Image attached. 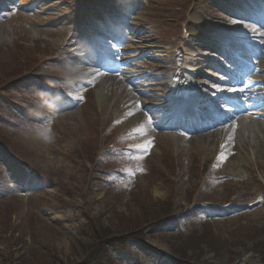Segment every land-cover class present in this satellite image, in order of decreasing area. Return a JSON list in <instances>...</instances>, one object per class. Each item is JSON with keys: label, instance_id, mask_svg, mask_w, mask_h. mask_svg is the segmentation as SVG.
<instances>
[{"label": "rangeland", "instance_id": "1", "mask_svg": "<svg viewBox=\"0 0 264 264\" xmlns=\"http://www.w3.org/2000/svg\"><path fill=\"white\" fill-rule=\"evenodd\" d=\"M106 76L123 91L104 81L109 103ZM164 92L235 116L160 126ZM219 244L264 264L244 249L264 255V0H0V264H230Z\"/></svg>", "mask_w": 264, "mask_h": 264}, {"label": "bare ground", "instance_id": "2", "mask_svg": "<svg viewBox=\"0 0 264 264\" xmlns=\"http://www.w3.org/2000/svg\"><path fill=\"white\" fill-rule=\"evenodd\" d=\"M126 19H128L130 16L128 13H126ZM110 27V26H109ZM112 27V26H111ZM111 31V30H110ZM247 39L248 40H241V44L247 49L254 52L258 53V47L260 45L259 43V37L260 34H256V35H248L247 34ZM248 45H246V44ZM145 47L141 48L144 49ZM256 53V54H257ZM233 54L235 55V59H241L242 57H244L245 61H247V63L249 64H253V58L249 59V61L246 59V57L244 56V54H242L241 52H237V51H233ZM90 55V54H89ZM255 55V54H253ZM95 56V55H94ZM93 56V57H94ZM89 62V61H87ZM130 64V61L128 59H122L121 61L118 60L117 63H113L112 65L116 66V67H124L126 65ZM94 66H96L94 64ZM97 67V66H96ZM123 69V68H122ZM192 70L191 67H187V70L185 68V71H189ZM85 75H88L87 79L88 80H95L93 78L99 79L102 77V75H104L105 73H102L101 70H97L95 67L93 68H88L84 70ZM187 77L191 80V82L193 84H196L197 81L193 80L190 78V75H187ZM235 79H237L238 77H234ZM109 79V80H108ZM104 81L109 83L110 85L114 86V89L117 93H123V91L121 90V86H119L118 84L115 83V78L111 77V76H106L105 80H101L98 82V87H99V94L101 95V99H103L104 101H106L107 103H109L110 101L107 99V95H105L103 92L105 91L103 89V84ZM231 82H234L233 80H231ZM140 84H144L145 83H140ZM198 86V84H197ZM126 93L127 96H129V92L126 89ZM236 93V94H235ZM235 94V96L238 94L236 88L235 90L229 89V92L227 93V95L230 97L231 95L233 96ZM125 95V96H126ZM260 95H262V93H260ZM164 96V101L160 102V108H157V112L155 113V115L158 117V119H160L161 121L158 123L160 124V126H177L180 124H186L189 127H192L193 125H196V122H194L192 120V114L195 116V119L198 120L199 117H197L198 113L200 114L201 118L204 116V113L201 111L203 110H208L209 112L213 113L211 110L207 109V108H211L215 113H217V115H219V113H221L222 117L221 119L226 120H233V117L235 116V112L236 111H220L218 112V110H214V108L212 107L211 104H213L211 102V100H207V101H203L202 99H200V94H196V95H192L191 97L188 98H177V97H172L171 95H169L167 92L163 93ZM234 96V99H236ZM122 97H124V94L122 95ZM175 99H177V101L179 103H177L176 101H174ZM129 100V99H127ZM136 100V98H135ZM138 100V99H137ZM235 102H237L236 100H234ZM210 104V106H209ZM137 106V105H136ZM190 108H192V112H190ZM135 109L132 108L130 109V119L129 122H134V124L138 125V126H147V123L145 124L144 122V118L142 117L143 114H136ZM228 113V115L226 114ZM216 118V117H215ZM219 118V117H217ZM249 122L247 121H243V119H238L237 122L235 123V125H240L243 127V130L247 129V124ZM252 124H254V122H250ZM155 125L157 126V124L155 123ZM214 125L213 121H210V123L206 124V123H197V129L199 131V134H202L199 136V139L202 141L203 143V147L208 151L211 152V154H213L216 150L222 149L223 148V140L222 138L218 135L220 133L221 130L218 131H212L210 132V128H212V126ZM67 126V125H64ZM233 126V124H232ZM206 134H203L205 133ZM175 137H178L177 135H174ZM213 138V139H212ZM212 139V140H211ZM238 156L234 157L233 159H228L227 163L230 164H235L238 160H237ZM12 167H14L12 165Z\"/></svg>", "mask_w": 264, "mask_h": 264}, {"label": "trees", "instance_id": "3", "mask_svg": "<svg viewBox=\"0 0 264 264\" xmlns=\"http://www.w3.org/2000/svg\"><path fill=\"white\" fill-rule=\"evenodd\" d=\"M111 236H113V234L110 235L109 237L103 238L102 241L107 240L108 238L109 239H112ZM102 241L100 240V241H97L96 242V243H99L98 244L99 250H101L100 244H101ZM209 241H210V238L207 239V243H206L207 248H209V246H208ZM105 244H108V243L105 241ZM181 244L184 246V249H186V250H188L189 248L195 249V248L199 247V246H196L194 244V241H192V242L191 241L190 242H183ZM218 247L220 249H214V250H212L214 253L212 251H208V252L213 253L215 255V257L226 256V254H227V258H231V263L230 264H232L233 262H235L236 260H238L239 257H240V254L243 251V248L242 249H234V248L228 247V246H226L224 244H219ZM244 249H247V250L250 249V250L255 251L257 254H259L261 256V258H262V260L264 262V255H263V252L260 251V248H257V247L254 248V246H252L251 248H244ZM91 250H92L91 253H94V251L96 250V247L94 246L93 249H91ZM99 255H101V254H97L95 256L96 258H94L93 263H99V264H111V263H113L112 260H110V259L107 260L106 262L102 261L101 259H99ZM185 257H187V255H185ZM80 264H88V263H87L86 260H84Z\"/></svg>", "mask_w": 264, "mask_h": 264}, {"label": "clouds", "instance_id": "4", "mask_svg": "<svg viewBox=\"0 0 264 264\" xmlns=\"http://www.w3.org/2000/svg\"><path fill=\"white\" fill-rule=\"evenodd\" d=\"M36 135L44 143H51L53 140V136H52L51 132L49 131V129H45L43 131V133L38 130Z\"/></svg>", "mask_w": 264, "mask_h": 264}]
</instances>
